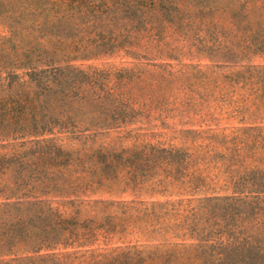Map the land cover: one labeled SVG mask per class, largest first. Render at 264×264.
I'll use <instances>...</instances> for the list:
<instances>
[{"label":"trees","instance_id":"16d2710c","mask_svg":"<svg viewBox=\"0 0 264 264\" xmlns=\"http://www.w3.org/2000/svg\"><path fill=\"white\" fill-rule=\"evenodd\" d=\"M0 17L12 34L0 43V192L12 191L0 194V264H264L262 132L234 136L233 150L217 141L228 153L204 158L146 139L130 150L57 142L120 127L184 82L185 70L167 63L75 64L144 42L195 36L237 59L243 83L264 95V64L253 62L264 60V0H0ZM210 165L237 175L228 183ZM157 172L183 195H208L137 213L192 243L146 246L126 240L135 231L115 211L78 218L53 207L65 198L79 213L80 186ZM112 239L124 247H102Z\"/></svg>","mask_w":264,"mask_h":264},{"label":"rangeland","instance_id":"374dc122","mask_svg":"<svg viewBox=\"0 0 264 264\" xmlns=\"http://www.w3.org/2000/svg\"><path fill=\"white\" fill-rule=\"evenodd\" d=\"M11 35L7 21L0 17V43ZM144 45L148 47L132 51L122 49L95 60H82L75 64L83 67L91 64L117 68L139 61L149 64L167 63L174 66L177 71L180 68L185 70L187 77L184 82L173 91L165 93V98L154 106V109H141L130 115L120 127L113 123L109 125L112 128L103 131L96 129L98 132L94 135L90 134L89 137L57 139L58 143L77 148L90 146L130 150L146 139L150 142L160 141L166 145L171 144L193 153L194 156L204 158L209 153H228L223 150L226 145L233 150L235 144H238L234 136L238 135L241 139L248 133L264 134L263 90H256V86L243 83L242 74L237 72L239 69L237 59L220 57L214 46H202L195 36H190L185 44L166 38L161 42H144ZM253 62L264 64L262 58H256ZM91 125L90 130H93L99 123L93 121ZM142 136L144 139H140ZM46 137L52 138L51 135ZM60 137L62 138L61 135ZM217 141L225 146L218 145L215 149L213 144ZM210 148L215 149V152H208ZM218 169L213 165L208 167L210 173H218L220 178L228 183H232V175H237L236 172L231 175L232 168ZM244 189L247 188H239V190ZM11 193L12 191L4 190L0 192L1 195ZM77 194L80 200H84L81 204V212L76 213L80 206L67 203L65 198L63 200L65 204H53V207H58L67 214H75L78 218L88 215L104 216L115 211L126 217L135 231V234L126 237V240H138L139 243L151 247H171L192 243L193 240L183 237L185 234L182 235L181 232L177 233L178 237L172 233H160V224L147 216L139 215L137 210L160 208L161 206H157L166 202L188 199L195 201L199 197L208 195L205 190L199 192L196 197L183 195L164 178L162 172L145 176L140 183H133L124 173H120L114 179H107L101 184L95 183L91 187L80 186ZM52 199L56 200V198ZM95 201L102 203H94ZM93 207H98L100 210H93ZM75 227L80 229L79 225ZM82 230L83 228L80 229ZM116 242L117 240L112 239L108 246L102 245V247H124V244Z\"/></svg>","mask_w":264,"mask_h":264}]
</instances>
